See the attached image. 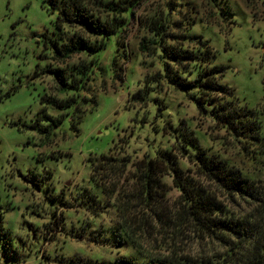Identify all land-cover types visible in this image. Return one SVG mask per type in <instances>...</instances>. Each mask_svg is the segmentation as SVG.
<instances>
[{
    "label": "rangeland",
    "instance_id": "obj_1",
    "mask_svg": "<svg viewBox=\"0 0 264 264\" xmlns=\"http://www.w3.org/2000/svg\"><path fill=\"white\" fill-rule=\"evenodd\" d=\"M51 7L49 0H0V264H124L123 257H136L113 228L111 206L93 212L96 205L86 202L91 194L101 204L106 201L91 180L92 159L116 146L115 153L124 146L137 158L172 147L165 118L179 127L178 136L185 121L210 153L264 179V163L251 161L241 144L222 139L198 114L189 92L164 77L153 78L160 67L139 50L142 39L152 36L147 29L152 17L170 9V32L187 30L208 40L215 63L226 66L220 82L234 88L239 106L259 111L264 105V0H144L122 35L128 60L120 57L118 66L112 65L118 39L113 36L112 50L98 58L104 71H97L86 89L65 94L51 72L56 68L49 64L51 49L41 42L42 34L56 32L57 12ZM82 59L74 55L69 63ZM139 90L147 92L145 100L132 102ZM73 95L77 102L65 109L47 100ZM159 103L166 105L162 111ZM178 156L192 167L184 153ZM166 180L172 185L170 177ZM178 195L172 187L168 199ZM230 203L241 213L251 207L237 198ZM214 247L192 236L181 244L193 255Z\"/></svg>",
    "mask_w": 264,
    "mask_h": 264
},
{
    "label": "trees",
    "instance_id": "obj_2",
    "mask_svg": "<svg viewBox=\"0 0 264 264\" xmlns=\"http://www.w3.org/2000/svg\"><path fill=\"white\" fill-rule=\"evenodd\" d=\"M49 1L52 12H57L56 32L53 36L42 34L41 42L45 49H51L48 60L56 67L51 72L61 94L86 89L97 71H104L98 58L112 50L113 36L118 39L112 65L118 66L120 57L128 60L122 35L144 0ZM169 11L152 17L147 25L152 36L143 38L139 45L140 52L153 56L160 67L152 77H164L189 92L198 114L213 123L222 139L241 144L251 161L264 163V105L259 111L239 106L234 88L220 82L226 66L215 63L209 41L187 30L170 32ZM185 24L193 26L188 21ZM74 55L86 59L70 64ZM62 62L63 67L58 65ZM146 96L147 92L139 90L131 101H144ZM47 100L65 109L77 102V95ZM158 107L162 111L166 105L159 103ZM182 124L178 136L179 127L164 119L173 144L154 156L137 158L124 146L116 154V146L110 153L94 157L91 180L106 201L101 204L91 194L86 202L96 205L93 212H103L108 206L113 209L115 232L137 252L136 257H123L124 264H264V185L260 184L264 179L233 166L218 153H210L194 130L185 121ZM178 153L185 154L191 168H186ZM171 186L179 193L174 201L168 199ZM234 198L251 207L245 213L232 209ZM2 225L0 213V235ZM190 236L209 240L215 247L205 255L186 253L181 244Z\"/></svg>",
    "mask_w": 264,
    "mask_h": 264
}]
</instances>
